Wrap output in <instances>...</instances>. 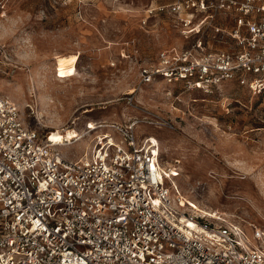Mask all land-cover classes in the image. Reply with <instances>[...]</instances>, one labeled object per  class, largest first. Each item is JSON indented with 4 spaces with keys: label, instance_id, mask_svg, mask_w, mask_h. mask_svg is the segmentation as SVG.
<instances>
[{
    "label": "built area",
    "instance_id": "obj_1",
    "mask_svg": "<svg viewBox=\"0 0 264 264\" xmlns=\"http://www.w3.org/2000/svg\"><path fill=\"white\" fill-rule=\"evenodd\" d=\"M160 12L190 45L160 50L140 85L163 77L205 93L227 82L264 93V0H173L148 7L143 23ZM139 122L90 123L55 145L0 93V264H264V232L251 238L190 207L157 138L137 139ZM91 133L79 158L59 150Z\"/></svg>",
    "mask_w": 264,
    "mask_h": 264
},
{
    "label": "rangeland",
    "instance_id": "obj_2",
    "mask_svg": "<svg viewBox=\"0 0 264 264\" xmlns=\"http://www.w3.org/2000/svg\"><path fill=\"white\" fill-rule=\"evenodd\" d=\"M172 1L0 0V93L49 137L140 120L137 139L157 138L162 164L175 169L171 180L190 207L252 238L255 227L264 232V93L236 82L205 93L163 77L140 85L141 68L160 50L190 45L168 12L142 21L148 7ZM93 135L59 150L77 159Z\"/></svg>",
    "mask_w": 264,
    "mask_h": 264
},
{
    "label": "bare ground",
    "instance_id": "obj_3",
    "mask_svg": "<svg viewBox=\"0 0 264 264\" xmlns=\"http://www.w3.org/2000/svg\"><path fill=\"white\" fill-rule=\"evenodd\" d=\"M57 74H59V72L57 71ZM88 111H90V109H86L84 112H88ZM91 127L93 128V129H95V128H98V125H96V124H92L91 125ZM56 134V133H55ZM64 134V133H63ZM72 134H73V131H70L69 133H67L64 137H59L58 136V134L57 135H55V136H53V137H50V141H54V142H56L55 143V145H63L62 144V142L65 140V139H67V140H72L73 138H75V137H77L79 134H77V136H72ZM172 175V174H171ZM170 175V176H171ZM187 203V202H186ZM190 204V203H189ZM191 205V204H190ZM192 206H195L198 210H200L202 213H204L205 215H207V216H211V217H214L215 218V216H213V214L212 213H210V212H208V211H206V210H204V209H202V208H199L198 206H196V205H192ZM189 221V225L190 226H196V223L195 222H193V221H191V220H188Z\"/></svg>",
    "mask_w": 264,
    "mask_h": 264
},
{
    "label": "crops",
    "instance_id": "obj_4",
    "mask_svg": "<svg viewBox=\"0 0 264 264\" xmlns=\"http://www.w3.org/2000/svg\"><path fill=\"white\" fill-rule=\"evenodd\" d=\"M145 14V13H144Z\"/></svg>",
    "mask_w": 264,
    "mask_h": 264
}]
</instances>
